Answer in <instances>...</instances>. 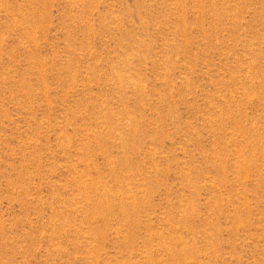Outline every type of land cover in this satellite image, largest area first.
<instances>
[{"label":"rangeland","instance_id":"1","mask_svg":"<svg viewBox=\"0 0 264 264\" xmlns=\"http://www.w3.org/2000/svg\"><path fill=\"white\" fill-rule=\"evenodd\" d=\"M0 264H264V0H0Z\"/></svg>","mask_w":264,"mask_h":264}]
</instances>
